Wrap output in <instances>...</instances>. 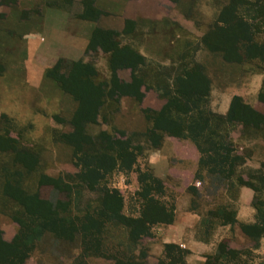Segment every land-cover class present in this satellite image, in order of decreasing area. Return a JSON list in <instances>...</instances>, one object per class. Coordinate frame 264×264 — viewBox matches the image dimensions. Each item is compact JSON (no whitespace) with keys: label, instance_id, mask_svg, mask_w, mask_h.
Wrapping results in <instances>:
<instances>
[{"label":"rangeland","instance_id":"374dc122","mask_svg":"<svg viewBox=\"0 0 264 264\" xmlns=\"http://www.w3.org/2000/svg\"><path fill=\"white\" fill-rule=\"evenodd\" d=\"M118 2L0 0V241L10 246L4 248L8 255L1 264H115L122 260L127 264H170L172 256L177 264H186L181 251L170 248V258L165 255L166 245L173 244L163 243L172 221L149 224L146 235L133 241L129 233L136 224L102 212L103 193L107 191V195H112L116 191L122 203L120 213L129 219L143 216L149 199L171 217L180 196L178 189L181 191L183 187H189V192L185 189L181 196H189L193 202L186 203V222L196 227L197 235L204 237V229L217 225L220 237H226L223 240L229 252L222 255L219 264H264V165L258 175L251 172V177L247 176L246 162L251 153L245 147L239 148L234 139L239 132L240 138H244L246 131H239V124L235 126L227 122L225 116L215 113L209 96L214 81L220 90L229 82L244 87L263 76L259 83L264 103V0H166L162 11L164 14L166 9L172 12L170 8L174 6L173 18L159 20L155 25L158 42H152V48L144 51L146 57L137 53L134 35L122 37L112 32L102 35L105 50L93 44L92 37L86 45L79 43L76 50L69 49L72 45L70 19L78 17L101 25L99 18L108 12L104 9L113 4L116 10ZM229 23L242 33L237 42L240 58L230 52L225 58L222 51L213 52L201 42L205 37L209 44L221 46L216 34L211 32ZM98 29L106 34L107 30ZM226 30L233 29L225 28L217 37ZM38 43L47 46L39 49ZM203 53H206L205 60ZM136 54L142 58L138 59ZM130 58L134 63L147 62L142 67L138 63L134 70L128 66L116 67L118 62L129 63ZM203 62L206 66L199 64ZM82 63L89 69L81 66ZM197 68L206 75L207 95L190 101L189 111L180 114L176 110V106L181 108L184 103L180 85L187 79L185 74L198 71ZM131 73L142 74L144 83L158 92L163 106L177 101L171 108V117L184 123L185 136L202 155L203 163L197 165L198 177H190L195 164L176 163L177 157L169 153L164 156L170 162L169 171L175 168L171 171L173 175L168 176L167 172L160 178L154 176L146 159L149 146L153 145L147 138L148 132L142 134L139 129L146 128L147 124L151 126L149 117L157 116L163 106L159 110H139L142 96L140 86L138 90L137 87L140 82H134ZM121 82L127 85L126 92L132 94L122 96L135 98L134 101L127 99L124 110L122 96L117 95ZM199 82L196 81L198 85ZM82 89H95L103 94L94 121L84 123V135L77 133L73 123L74 115L81 112L79 94ZM96 107L87 99L86 109ZM204 119L208 121L207 126L193 132L191 127L202 125ZM102 131L105 135L99 138ZM106 136L111 137L109 142ZM126 136L130 137L134 149L133 165L125 168L116 164L98 183L85 182L81 178L85 172L83 158L91 165L96 156L113 155L105 146L112 140L124 141ZM220 140L224 145L231 144V157L239 158L232 173L226 164L223 171L213 165L220 158L210 159L211 143ZM184 150L187 155L193 154L188 147ZM219 154L224 155L223 151ZM156 179L159 182H155ZM60 182L72 186L71 190L61 189ZM240 182H250L255 188L251 189L255 211L245 224L258 222L262 226V235L256 242L241 231L238 222L233 226L222 225L238 208L239 191L243 186ZM5 187L19 191L15 193L20 200L4 194ZM144 193L148 195L144 197ZM32 196L33 200L52 205L61 200L66 202L67 209L60 210L54 215L56 218H50L47 226L40 230L37 222L31 221L24 211L23 201ZM152 207L155 209L154 205ZM88 217L98 225L93 232L100 238L98 252L89 248L96 242L91 243L85 234V240L81 239L80 230L72 231L71 222L80 225ZM200 218L202 227L199 229ZM157 244L164 248L155 255L153 247Z\"/></svg>","mask_w":264,"mask_h":264},{"label":"crops","instance_id":"0c3cea01","mask_svg":"<svg viewBox=\"0 0 264 264\" xmlns=\"http://www.w3.org/2000/svg\"><path fill=\"white\" fill-rule=\"evenodd\" d=\"M180 1H184V0H180ZM166 4H167L166 0H119L116 10L115 8H113V6H111L113 4L108 5L104 9L108 12L105 16L99 18L101 19L100 21L101 25H98L97 21L88 20V19L84 20L78 17H76L77 19L76 20L75 17H73L75 20L70 19L68 23L70 30L69 33L72 38L70 40L71 42L70 44L72 45L70 46L69 49L76 50L77 45L79 43L86 45L89 39L92 37L93 31L96 28L101 27L103 30L105 29L112 33H116L117 35H121L122 37L134 35L135 36V39L133 40L135 43L134 47L136 49H139V51L137 50L138 51L137 53L142 57L143 56L146 57L144 51L146 49L152 48L150 47V44L152 42L154 43L155 41L156 43L158 42V40H156L158 31L156 30L155 25L158 23L159 20H163V19L168 20L169 18H173L174 6L170 8L173 9L172 12L166 9L167 8L166 6L165 8L166 13L165 14L163 13L162 7H164V5ZM177 12L179 11L177 10ZM180 15L184 17L182 14ZM177 19L179 20V18ZM65 22H66V18H65ZM201 42L203 44V41ZM38 44L40 46L39 49L46 48L47 46V44L44 46H41L40 43ZM52 50L55 49L53 48ZM202 56H203L202 59L205 60L206 53H203ZM145 62H147V60L141 62L139 66L141 65L142 67V64H144ZM199 64L202 66H206L207 63L203 62ZM131 76L132 78L136 77L138 80L141 79L142 74L137 75L131 73ZM262 80H263V76L262 79L258 76L255 78L254 81L252 82L249 81V83H247L244 87H240L237 86L236 84H233L232 82H229V84H227L228 86L224 84V86L220 90L217 89L218 88L217 84L214 81V83H212V86L210 88V94H209L211 98L210 105H212L213 111L218 115L220 114L223 116H227L232 98L239 97L243 99L242 101L243 103H245L250 108H252L256 112L264 116V103H262L261 100L259 99L260 89H261L259 82ZM144 82L141 84L139 88L142 96L141 100L139 101V106H140L139 110L140 111L143 109L159 110L163 106V101L159 97L158 92H156L151 86H148ZM153 97L155 99H153ZM121 99H122L121 100L122 108L124 110L128 102L127 99L134 101L135 98L132 99L129 96H122ZM230 123H234L235 126L239 124L241 128L240 129L238 127L239 131H242V129L246 131L244 138H240L242 135L239 132L238 135H235L234 139L235 142L239 144L240 146L239 148L245 147L251 153L250 159L247 160L246 162V166L248 170L247 176L251 177L249 175L251 172L254 173V175H258V173H261L259 168H261V165H264V123H261L259 126H254L253 124L245 125L238 121H232ZM132 129H135V127ZM139 130H141V132L139 133L144 134L147 133L149 130H151V126L147 124L146 128L144 129L140 128ZM133 133H135V130L133 131ZM160 133L162 135L159 144L157 146H149L151 149L148 151L146 157L150 167L152 168V171L155 173V174L153 173L154 176L160 178L166 175L167 172H168V176L173 175L171 171L175 168L169 171L170 162L168 158L166 159L164 156L167 153H169L171 157L176 156L177 159L181 161V162L176 161V163H181L187 166L189 165V163L195 164V168L191 171L192 176L190 177L192 178L198 177L199 175L197 173V168H198L197 165H199L201 154L198 151V148L195 145V143L192 142L195 146L194 147L191 146L189 138L185 136L186 134H184V130L182 129V133H180L179 135H169L165 132H160ZM186 147H188L189 153L190 151H192L193 153L192 155L186 154L187 152L184 150V148ZM161 150H163V153L160 152ZM189 156L191 159L189 158ZM186 186H188V184ZM243 186L242 188H240L239 191V197H238L239 204L235 212L236 222L235 223L222 222L223 226L226 225L233 226L237 222L239 224L248 223L252 219L255 211V208H253L252 200H251V197L253 196V191H252L253 189L246 185ZM187 188L183 187L181 191L180 189H178L180 196L179 199H177L175 208L173 210L172 222L168 224L170 229L169 231H167L165 236V241L163 243L164 244L173 243L183 248L186 251L184 258L186 264H204L207 256L215 254L219 243H221V241H223V239L226 237H222V236L220 237L217 231V225H213L207 230L204 229L203 231V234H205L204 237H202L203 235L198 236L196 233V227L192 226L190 221L188 223L186 222V216L188 214L185 211L186 209L185 206L187 202L191 201V199L189 196L183 197L181 195L185 192V189L186 191L189 192V189ZM191 203L193 202L191 201ZM181 223H185V225ZM198 225L200 229L202 227L201 218L199 220ZM153 248H154V254L158 255L163 251L164 245L157 244Z\"/></svg>","mask_w":264,"mask_h":264},{"label":"trees","instance_id":"16d2710c","mask_svg":"<svg viewBox=\"0 0 264 264\" xmlns=\"http://www.w3.org/2000/svg\"><path fill=\"white\" fill-rule=\"evenodd\" d=\"M225 23H226V21H225ZM225 28L233 29L234 31L233 30H231V31L226 30L225 31L226 33L221 34L220 37H217L218 34L224 32ZM225 28L218 26L215 28L216 31L211 32V34H214V35L216 34V36H215L216 41L219 42L221 46H215V45L209 44L206 41L205 37L202 38L203 44L206 46L207 49H209L213 52H221L222 51L224 53L225 58H227L226 56H228L229 52H230V54L232 53V56H234L236 58H240L238 51H237L238 50L237 42H238L240 36H242V33L239 31H236L231 26L230 23L228 25H226ZM103 32L100 29L96 28L93 31L91 42L93 44L96 43L97 47H99V48L101 47L102 50H105L106 49V48H104L105 39L104 38L101 39V38H102V35L105 36L111 32L105 31L106 34H104ZM222 43H224V45H222ZM137 57H138V59L142 58L138 55H137ZM229 61H232V60H229ZM138 63L140 64L141 62L137 61L136 63H134L130 58L129 63L118 62L116 64V67L122 68V67L128 66L131 68V70L132 69L134 70ZM80 65L84 66L86 68L88 67L86 64H83V63ZM88 69H89V67H88ZM198 71H199V69H198ZM198 71H191V72H188L187 74H185V78H187V79L185 81H182V84L180 85V87H183V88H181V91H180L182 93L181 97L184 98V100H183L184 103H183L181 108H179V106H176L177 101L174 100L173 103L171 102L170 104L169 103L165 104L163 106V108L161 109L162 111H160L157 114V116L155 115V117H153V116L149 117L150 121H152V125H151V130L148 131L147 138L153 146H157L159 144V141L161 139V135H159L160 132H165L169 135H179L180 133H182V129L185 130L184 129L185 125L182 121L172 119L171 108L173 106L177 107V109L176 108L175 109L177 110L178 113L186 114L189 111L188 104L190 101L198 100V99L203 98L207 95V89L205 88V85H204L205 81H207L206 75L204 73H202L200 71L198 72ZM132 80L134 82H140V83H138L139 85L137 87V90H138L139 86H141V84L144 82V80L142 78L137 80L136 77H133ZM197 80L198 81L200 80L199 85L196 83ZM120 84H118L117 95L119 97H121L122 95H131L132 96L131 92H126L128 90L127 85H125L123 82H121ZM102 96H103V94L98 90L92 89V90L85 91V89H82V93L79 94V99H80V104H81V106H80L81 112H79L78 114H75L73 117V123L76 127L77 133H81V135H84L83 134V132L85 131L84 123L94 121L95 115L97 113V109H98V107L100 108V106H101L100 101H101ZM87 99L89 100V103L91 105H96L97 107L86 109L85 106L87 104ZM259 99L262 100L261 95H259ZM205 119L203 120L204 123H202V125L194 124L191 127L192 131L195 132L197 130L199 131V130L204 129V126H207V122H208ZM225 119L227 120V122L238 121V122H241L245 125L253 124L254 126H259L261 123H264V116L261 115L260 113L256 112V111H254L252 108H250L245 103H243L239 97H233L232 98L231 105L229 108V112H228L227 116H225ZM104 135H105V133L102 131V133L99 135V138L103 137ZM120 135L124 136V133L121 132ZM85 137L89 139L88 136L85 135ZM106 137H107L106 141L109 142L110 141L109 138H111V137L110 136H106ZM124 138H125L124 141H121L118 143H116L114 140H112L110 143H108L107 146H105V148L107 150H110L111 152H113V155H109V154L104 153L101 156H96L95 161H92L91 165L89 164L87 159L83 158V162H84L83 170H85V172L84 171L82 172L81 178H83V180L85 182L87 181L88 183H90L92 185H94L96 182L98 183V181L101 180L104 173L109 171L110 168L115 166L116 164H119L125 168H129L131 165H133V163L135 162V155L133 153V151H134L133 146L130 143V137L129 136H126ZM89 141H91V139H89ZM211 146H212V149H211L212 158H210V159H212V160H214V158H220L221 159V160H217L218 162L216 161L215 163H213V165H216L218 168L216 166L215 167L219 171H223V169H222L223 165L226 164L228 171L230 173H232L233 169L235 167V163L239 160V158L237 156L231 157V153H232L231 144L227 143L224 145V142H222L220 140V141H216L214 143H211ZM14 151H15V154H17L16 153L17 150L15 149ZM219 151H223L224 155L219 154ZM201 157H202V155H201ZM201 157L199 160L200 164L203 163V159ZM20 161H23V160H20ZM87 164L90 165V167H88ZM155 182H159V180L156 179ZM240 184L249 186L253 190H255L253 184L250 182H240ZM55 187L57 189H59L57 185H55ZM11 188L12 187H5L4 188V194L10 196L11 198H15V199L20 200L19 196L15 193V192H19V191L16 190L14 192V190ZM60 188L63 190L64 189L71 190L72 186L65 184V183L62 185V183L60 182ZM9 190H11V192ZM143 195H144V197H146L148 195V193H144ZM106 196H107V198H106ZM33 197L34 196L28 197L26 201H23L24 208H25L24 211L30 217L31 221L35 220L37 222V226L40 230H42L43 228H45L47 226V224L50 221V218H53V217L56 218V216H54V215H57L60 210H63L65 208L67 209L66 202H63L61 200L56 202L55 205H52V204H49L48 202L46 203V202L39 201V200H33ZM103 198L104 199L102 201V204H103L102 212L104 214H106L107 216L114 215V216H116L117 219L121 218L122 221H125L126 223L129 222L131 224L134 223L137 225L136 228H131V233H129L130 238L133 241H137V239L139 240V238L141 236L146 235V231L148 230V229H146V227L149 224L157 223V222H161V223L162 222L163 223L171 222L173 219V214H170L171 217L168 216L163 209L162 210L159 209V207L157 205L158 203H156L155 201H153L151 199H149V202L146 201V203H145L146 206H145L144 210H147V211L143 212V216H141L137 219H129L120 213L121 208H122V203H121V199L118 196L116 191H113L112 195H107V191H106L105 193H103ZM149 198H151V197H149ZM152 204L154 205L155 209H153ZM148 211H149V213H148ZM256 211L259 214V209L258 210L256 209ZM50 215H53V216H50ZM234 216H235V214L233 212L231 214V216L226 218L223 222L224 223H235L236 220H235ZM68 221L71 222L70 220H68ZM126 223H125V225H127ZM21 224H23L22 221H21ZM71 224H72L73 233L77 232L79 230L81 231V233H82L81 239L82 238L84 239V237L86 235L91 243H92V241L94 242V244L96 242V245L91 246V244H90L89 248L93 249L94 252L100 251V245H101L100 238H99V236H96V235L94 236V233H93L94 228L95 227L98 228V225L93 223L91 218L88 217L87 220L85 218L84 222L80 225H77L76 223H73V222H71ZM239 227H240L241 231L244 234H246L254 242H256L257 239H259L261 237L262 232H263L262 226L259 225L258 222L253 223V224L241 223V224H239ZM84 240H83V242H85ZM225 243H226V241H224V240L221 241V243H219V245L217 247V253L210 255V256H207L204 264H219V262L221 261V257H223L222 255H225L226 252H229V251L225 250L226 249ZM5 247H10V246H8L5 243H3L2 241H0V264L2 263V259L6 258V256L8 255L4 251ZM170 248L176 249L177 252L181 251V252H183V254L186 253L185 250H182L173 244H167L165 255L168 258H170V256H171ZM84 249H85V247H84ZM231 253H233V252H231ZM115 264H127V262H124L122 260V261H116ZM170 264H177V260L173 256L170 260Z\"/></svg>","mask_w":264,"mask_h":264}]
</instances>
